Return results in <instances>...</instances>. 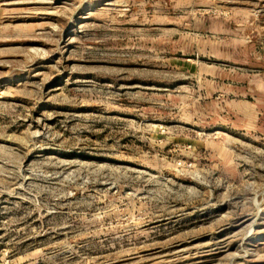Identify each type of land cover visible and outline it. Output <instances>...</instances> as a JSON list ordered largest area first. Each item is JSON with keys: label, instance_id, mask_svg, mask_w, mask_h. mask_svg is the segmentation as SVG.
<instances>
[{"label": "rangeland", "instance_id": "rangeland-1", "mask_svg": "<svg viewBox=\"0 0 264 264\" xmlns=\"http://www.w3.org/2000/svg\"><path fill=\"white\" fill-rule=\"evenodd\" d=\"M0 264H264V0H0Z\"/></svg>", "mask_w": 264, "mask_h": 264}]
</instances>
